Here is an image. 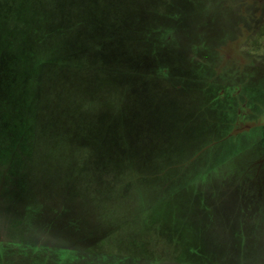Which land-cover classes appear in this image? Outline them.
Segmentation results:
<instances>
[{
  "label": "rangeland",
  "instance_id": "rangeland-1",
  "mask_svg": "<svg viewBox=\"0 0 264 264\" xmlns=\"http://www.w3.org/2000/svg\"><path fill=\"white\" fill-rule=\"evenodd\" d=\"M0 264H264V0H0Z\"/></svg>",
  "mask_w": 264,
  "mask_h": 264
},
{
  "label": "trees",
  "instance_id": "trees-1",
  "mask_svg": "<svg viewBox=\"0 0 264 264\" xmlns=\"http://www.w3.org/2000/svg\"><path fill=\"white\" fill-rule=\"evenodd\" d=\"M256 7V11H258V10H260V9H258V7L257 6H255ZM258 20H259V18H258ZM255 130V129H254ZM245 133V132H244Z\"/></svg>",
  "mask_w": 264,
  "mask_h": 264
},
{
  "label": "flooded vegetation",
  "instance_id": "flooded-vegetation-1",
  "mask_svg": "<svg viewBox=\"0 0 264 264\" xmlns=\"http://www.w3.org/2000/svg\"><path fill=\"white\" fill-rule=\"evenodd\" d=\"M251 130V129H248V131Z\"/></svg>",
  "mask_w": 264,
  "mask_h": 264
}]
</instances>
